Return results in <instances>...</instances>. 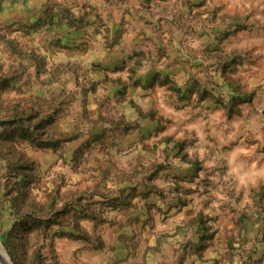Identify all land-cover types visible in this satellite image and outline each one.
<instances>
[{
    "label": "rangeland",
    "instance_id": "obj_1",
    "mask_svg": "<svg viewBox=\"0 0 264 264\" xmlns=\"http://www.w3.org/2000/svg\"><path fill=\"white\" fill-rule=\"evenodd\" d=\"M181 2L192 15L206 0ZM223 7L214 8L213 13L219 16ZM153 15L156 13L152 9V0H0V238L5 242L7 255L8 236L22 233L28 264H47L49 257L44 255V246L33 248L34 240L47 239L44 230L51 228L50 224L44 223L47 216L37 215L45 209L37 197L48 200L47 207L54 209L58 198L68 194L74 196L77 204H83L90 196L88 207L100 205L99 223L95 213L84 214V209L77 207L76 218L71 227H67L73 201L65 200L63 208L56 209L53 221L58 231L49 241L54 253L52 264H61L59 253L63 248H75L88 240L85 220L92 221L91 231L97 232L100 240L99 245L89 249L99 257L92 264H158L159 247L154 250L151 242L145 240L147 247L141 251L137 236L143 237V230L149 225L151 229L157 227V216L152 214V208L163 216L160 224L165 225L171 219L168 213L177 215L184 209H188L186 214L194 211L189 204L200 205L191 221L196 225L197 242L188 241L184 247L187 249L191 245L190 253L182 254L175 264L185 261L197 264L213 244L227 251L212 257L211 264H223L224 261L233 264L238 255L242 264H264V119H260L264 117V104L260 97L255 107L251 102L252 98L262 94L264 65L250 68V52L244 51L239 66L231 69L232 78L225 74V85L230 89L227 103L223 93L213 95L220 85L209 91L208 84L201 85L196 76H191L192 84L181 86L172 80L170 72L159 66L149 68L139 77L134 68H129L126 80L119 55L109 60L108 51L129 30L135 31L138 24L152 26L150 17ZM196 15L201 13L196 12ZM250 15L252 12L241 20L238 12L232 17L225 13L224 18L249 32L252 28ZM163 19L158 16L156 24ZM143 31L141 28L140 32ZM167 52V48H158L159 60L168 58ZM138 55L143 56V50ZM137 63L143 67L141 61ZM173 63L180 61L174 59ZM245 64L248 67H244ZM171 67V64L165 65V68ZM241 70L244 74L236 76L235 73ZM254 75L256 83L251 81ZM152 88L163 89V92L157 91L159 99L156 102L162 107L150 106L154 103L149 99ZM138 89H143L139 99L135 95L129 96ZM173 96L174 107L170 103ZM193 98L195 104H192ZM209 98L212 103L205 104ZM189 106L200 110L187 114L186 126L182 127V121H177L172 112H181ZM170 107L172 112H168ZM142 114L150 126H141L139 117ZM70 117L86 123L87 131L62 137L46 136L50 125H58ZM133 117H137L135 127L140 129V139L125 141L129 148L138 144L147 152L163 143L167 160V146L171 145L172 158H179L188 165L176 173L164 175L159 173H164L171 165H153L154 171L146 175L141 196L146 201L143 211H134L137 206L133 201L140 191L139 185H125L118 177L120 187L110 186L108 177L118 168L110 158L101 173L107 192L99 191L98 185L93 186L92 192L82 191L75 186L80 183L75 180L70 186L65 172H59V185L49 180L47 187H41L45 179L53 175V170L64 165H69L73 172L81 165L92 167L101 154L106 155L108 149L116 148L115 137L120 129L131 126L128 122ZM239 119L249 125L243 133L238 129L236 121ZM161 132L167 135L155 142L154 137ZM177 136L181 138L176 139ZM74 142L69 153L65 146ZM212 144L220 146L219 150L227 154V160L209 171L206 169L210 156L206 155V150ZM123 150L122 144L117 151ZM93 151L97 155L90 157L89 153ZM244 155H248L254 167L243 162ZM53 156L56 158L52 159ZM169 176L176 183L167 189V196L159 185L148 186L154 180L166 183ZM213 177L219 178L214 180ZM225 184L227 190L223 191ZM48 187L52 190L48 191ZM152 195L160 200L171 197V200L160 207L150 200ZM225 195L227 200L221 202ZM25 208L34 211H24ZM106 209L119 211L123 219L104 215ZM173 209H176L175 213ZM134 225L140 226V233L125 230ZM222 230L223 243L217 240V234ZM159 243L157 241V245ZM248 244L251 247L244 249ZM245 254L247 259L243 258Z\"/></svg>",
    "mask_w": 264,
    "mask_h": 264
},
{
    "label": "clouds",
    "instance_id": "obj_2",
    "mask_svg": "<svg viewBox=\"0 0 264 264\" xmlns=\"http://www.w3.org/2000/svg\"><path fill=\"white\" fill-rule=\"evenodd\" d=\"M193 2H199V0H193ZM223 5V10L220 12L219 16L213 13V9ZM139 7V4H136ZM152 9L156 13L150 17L153 20L152 26L145 27L142 23L138 24L135 31L129 30L123 38L108 51V59L115 55H119L120 64L124 67L125 72L123 75L125 79H128L127 69L134 68L136 76L139 77L145 74L149 68H155L159 66L161 69L170 72L172 75V80L181 86H190L192 81L189 77L196 76L201 85L208 84L209 91H212L215 85H220L216 88L213 95L218 96L221 93L224 95L225 103H227L230 89L225 85V78L231 79L233 73L232 68L239 66L240 57L243 56L244 51L252 48L254 45H259L260 47L257 51L264 53V15L260 14L261 10H264V0H206L200 9L193 11L192 15L188 14V8L185 6L181 0H152ZM253 9L257 10L256 15H253L251 20L253 22L258 21L256 28L249 33L246 30H242V26L234 23L231 19H225V13L229 17H232L234 13H239L241 20L248 13L252 12ZM196 12H200L201 15H196ZM158 16H162L164 19L160 24H156V19ZM143 28V33L140 29ZM103 34V30H101ZM251 36V38H249ZM145 37H150L146 39ZM167 48V57L165 60L161 61L158 58L157 49ZM140 50H143V56L138 55ZM163 54V53H161ZM103 57V53H101ZM174 59L180 61L179 64L173 63ZM137 61L143 63V67L140 66ZM235 61V63H234ZM260 63L264 65V58L261 59ZM171 64V69L165 68V65ZM192 65H198V67H192ZM244 67H248L247 64ZM177 73L179 75L177 76ZM119 74V73H118ZM226 74V76H225ZM243 71L236 72V76L243 75ZM135 78V77H134ZM187 82V85H186ZM264 83V81H261ZM171 83V81H169ZM168 84H165L167 87ZM151 95L149 99L154 103L150 105L151 107L159 108L162 107L156 103L159 99L157 96V91L163 92V89L152 88L149 90ZM143 89L136 90L135 93L130 92L129 96L135 95L139 99L140 94ZM264 94V90H262ZM171 95V94H169ZM167 100V97H164ZM173 107L175 106V97L173 96L170 102ZM196 103V99L193 98L192 104ZM205 104L212 103V98L205 100ZM203 105H201V108ZM264 107V105H262ZM198 108H193L189 106L184 108L181 112H172V108L168 109V112H172L174 118L177 121H182L181 126H186V116L192 112L199 111ZM147 112V108H145ZM264 119V117H260ZM135 121L137 117H133L132 121L128 123L130 127L120 129L118 135L115 137L116 148H110L107 154H101L100 160L94 161L92 167L87 165H81L76 172L69 170V165H64L58 170H53V175L45 179L41 187H47L48 181L50 180L52 184L59 185L60 178L59 172H65L68 183L71 186L73 181H79L80 183L75 186L80 190L87 189V192H92L93 186L98 185L99 191L107 192L108 188L104 187V179L101 173L104 171V165L110 158L116 162L118 168L113 170L111 176L108 180L111 182L110 186L114 188H119L120 183L117 179L118 177L123 180L125 185H139L140 191L136 195V200L133 201L137 207L134 211H143V206L146 201L141 199L143 195V187L146 181V175L154 171V164H169L170 168L165 169L164 173H159L164 175L165 173H176L183 168L188 167L187 164L182 163L179 158L173 159L171 156V145H168L169 152L167 153L168 159L165 160V145L163 143L159 144L154 150L143 151L138 144H133V147L129 148L125 141H139L140 129L135 127ZM237 124H243V120L239 119L236 121ZM139 123L141 126H150V122L143 118V114L139 117ZM79 125V127H77ZM88 125L74 117L62 120L58 125H50L47 129L46 136H67L71 135L76 131H87ZM175 130V129H172ZM243 130V129H240ZM167 135L165 132H161L159 136L154 137L155 142H159L160 138ZM177 136L176 139H180ZM76 142L73 144H68L65 147L68 152L72 151ZM206 143V142H205ZM123 144L124 150L117 151ZM220 146L218 144H212L206 150V155L210 156V162L206 170H214V167H219L221 164L225 163L227 160V154L219 150ZM63 151V149H62ZM215 153V155H211ZM97 153L93 151L89 153L90 157H95ZM56 157L53 156L52 159ZM231 175V171L229 172ZM219 177H213V179H218ZM227 180V176L224 177ZM176 183L171 176L166 183H161L160 180H154L148 186L151 187L152 184L159 185L161 188L165 189V195L167 196V189ZM187 186V185H185ZM51 187H48V191H51ZM223 191L227 190V185H223ZM2 192V189H0ZM55 195V193H53ZM87 195V193H86ZM130 198V197H129ZM42 204L45 205L44 212L37 213L38 216H47L48 219L44 221L46 224H50L51 228L44 230V235L47 239L40 238L33 242V248L43 245L44 255L49 257L47 264H52L51 257L54 255L52 252V247L49 241L52 239V234L58 231L57 226L53 223L56 219V209H62L65 200L73 201V210L69 214L67 227H71V222L76 218L75 210L77 207H82L84 209V214L95 213L96 222L99 223L100 218V205H93L88 207V203L91 201L89 196L83 204H77L74 201V196L68 194H62L58 200L59 202L55 205L54 209H49L47 207L48 200L37 197ZM150 200L155 201L160 207H164L169 204L171 197L165 200H160L157 196L152 195ZM227 196L221 202H225ZM189 208L195 209L190 214H186L188 209H184L177 215L168 213L171 219L166 222L165 225L160 224V220L163 219L159 213H156L155 208H152V214L157 216L155 229H151L149 225L148 228L144 229L145 235L143 237L137 236V239L141 242V251L144 247H147L145 240L150 241L155 250L159 247V252L156 256V261L158 264H175V262L182 257V254H189L191 251V245L186 249L184 246L188 241L197 242L196 236L194 235L196 231V225L192 224V218L196 216L199 211L200 205L189 204ZM24 211H34V209L25 208ZM176 209H173V213ZM104 215L110 218H115L117 220H122L123 216L119 211L113 212L110 209L104 210ZM5 222H7V215L5 214ZM85 227L89 229L88 240L81 245H77L75 248L65 247L59 253V260L61 264H92L93 261L99 259L97 255H94L89 249L99 245L100 240L98 238L99 234L97 232L91 231V220L84 221ZM177 225H179V230H177ZM10 227V225H8ZM5 231L7 228L4 229ZM128 231L141 232L139 225H134L132 229H125ZM118 234V230L113 233V239L115 235ZM167 234V236H165ZM217 240L221 243L223 240V230L221 233L217 234ZM159 241V245H157ZM127 243V242H125ZM211 243V242H209ZM5 247V242L0 238V248ZM251 245H244V249L250 248ZM77 248L79 251H77ZM7 250L8 255L11 259H6L5 256H0V264H28V258L25 256L23 251V240L22 233L17 235H9L7 238ZM226 248H218L215 244L213 247L209 248L202 261H197V264H211V258L216 257L217 254H223L226 252ZM243 251V250H240ZM104 255V254H101ZM107 255H113L112 253H107ZM195 259V257H192ZM247 259L246 254L243 256ZM184 264H188L185 261ZM223 264H227L224 261ZM233 264H242L241 256H236Z\"/></svg>",
    "mask_w": 264,
    "mask_h": 264
},
{
    "label": "crops",
    "instance_id": "obj_3",
    "mask_svg": "<svg viewBox=\"0 0 264 264\" xmlns=\"http://www.w3.org/2000/svg\"><path fill=\"white\" fill-rule=\"evenodd\" d=\"M256 13H257V10L253 9L252 15H250V23L252 24V28L250 29L249 33H251L252 30L256 28V24L258 23V21L253 22L251 20L252 16L256 15ZM260 14L264 15V10H261ZM261 28H264V25H261ZM249 38H251V36ZM259 47H260L259 45H254L252 48H249V49L246 50V51L250 52V57H249L250 59L248 60L249 64H250V68L262 66L260 61H261L262 58H264V53H261V52L257 51V49ZM255 76L256 75L252 76V79H253V80L251 79L252 83H256L257 82ZM263 90H264V88H263ZM259 97L261 98L262 104H264V94H261L259 96H255L254 98L251 99V102L254 103V107L256 106L255 102L258 101ZM238 129L239 130L243 129V130H240L241 133H243L244 130L249 129V125L246 122H243V124H239L238 125ZM243 154H246V153H243ZM243 158H244L243 162L249 164L251 167H254V163L251 162V160L248 157V155H244ZM262 169H263L262 173L264 174V166L262 167Z\"/></svg>",
    "mask_w": 264,
    "mask_h": 264
},
{
    "label": "bare ground",
    "instance_id": "obj_4",
    "mask_svg": "<svg viewBox=\"0 0 264 264\" xmlns=\"http://www.w3.org/2000/svg\"><path fill=\"white\" fill-rule=\"evenodd\" d=\"M0 256H5L6 259H10L4 248H0Z\"/></svg>",
    "mask_w": 264,
    "mask_h": 264
}]
</instances>
